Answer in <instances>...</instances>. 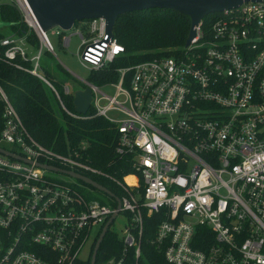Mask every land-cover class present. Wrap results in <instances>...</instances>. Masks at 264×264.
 I'll use <instances>...</instances> for the list:
<instances>
[{"label": "built area", "instance_id": "obj_1", "mask_svg": "<svg viewBox=\"0 0 264 264\" xmlns=\"http://www.w3.org/2000/svg\"><path fill=\"white\" fill-rule=\"evenodd\" d=\"M6 1L40 46L29 56L23 36L6 34L0 61L39 77L66 115L84 117L66 108L39 73L42 49L53 53V46L27 1ZM210 15L215 16L208 27L202 18L180 51L118 68L117 81L104 85L114 88L112 96L92 84L91 106L113 124L114 152L130 168L121 177L85 163L83 143L61 153L34 140L0 86V148L31 161L0 152V264L85 261L116 211L113 197L85 195L81 181L35 162L113 182L120 208L107 231L122 214V252L104 264H123L130 249L138 257L143 219L153 215L150 242L169 264H264V1ZM87 20L85 31L77 33L78 59L98 70L125 50L106 32L104 18ZM61 43L67 46L69 39ZM18 58L30 60L32 68ZM63 91L71 88L64 85ZM110 111L121 119L109 117ZM87 244L89 252L81 256Z\"/></svg>", "mask_w": 264, "mask_h": 264}, {"label": "trees", "instance_id": "obj_2", "mask_svg": "<svg viewBox=\"0 0 264 264\" xmlns=\"http://www.w3.org/2000/svg\"><path fill=\"white\" fill-rule=\"evenodd\" d=\"M212 18L210 15L205 17L204 27H208ZM0 23L3 24L0 26V38L5 36L6 32L23 36L29 56L39 48L38 37L23 22L20 12L14 5L8 2L0 3ZM189 28L188 17L166 9L151 8L120 15L113 24L112 32L124 46V53L105 67L91 70L86 80L95 86H104L117 81L118 68L155 57L170 56L180 51L184 47ZM60 45L63 46L61 41ZM15 61L27 69H31L33 65L30 60L22 61L18 58ZM39 73L53 86L66 108L73 111V91L68 94L63 91L68 73L54 60L53 53L45 48L42 49L39 59ZM0 86L16 110L25 130L44 147L65 153L67 145L77 148L83 143L85 145L83 161L92 168L117 177L130 172L125 161L117 159L114 152L116 129L105 118L97 115L92 106L82 118L69 117L62 110L61 116L58 117L52 106L53 101L58 103L53 90L39 77L2 61ZM81 88H84L83 84L77 89ZM1 108L0 104V112ZM1 124L0 120V128ZM83 173L120 197L111 180L88 171ZM83 186L82 191L85 195L90 193L89 195L98 198L96 194H92L96 189L86 184ZM156 224L155 215L143 219L140 255L135 257L133 249L128 250L123 264H169L164 259L162 251L150 242L154 237ZM121 252L122 241L113 231L108 230L99 246L95 264H104L110 258L119 257ZM91 254L87 260L75 264H90Z\"/></svg>", "mask_w": 264, "mask_h": 264}, {"label": "water", "instance_id": "obj_3", "mask_svg": "<svg viewBox=\"0 0 264 264\" xmlns=\"http://www.w3.org/2000/svg\"><path fill=\"white\" fill-rule=\"evenodd\" d=\"M35 19L42 30L46 32L48 29L59 27L65 31L72 27V24L84 19H93L102 17L106 21V32L112 34V28L115 20L122 14L132 11H145L151 8L166 9L179 15L189 18L190 28L185 40L187 46L194 35V27L199 21L210 15L221 12L225 9L238 7L243 2L264 1V0H26ZM3 24L0 23V26ZM92 84L85 82V87L76 89L72 92L73 110L77 114H86L92 103ZM0 152L8 154L16 159L30 163L31 161L21 159L18 155L9 153L0 148ZM35 166L58 172L92 188L113 197L116 200V211L110 216L103 225L92 250L90 264H95L99 246L107 232L109 224L114 219L117 210L120 208V201L111 191L94 181L74 171L65 170L54 165L35 162Z\"/></svg>", "mask_w": 264, "mask_h": 264}, {"label": "rangeland", "instance_id": "obj_4", "mask_svg": "<svg viewBox=\"0 0 264 264\" xmlns=\"http://www.w3.org/2000/svg\"><path fill=\"white\" fill-rule=\"evenodd\" d=\"M7 2L6 0H0V3ZM244 6V5H242ZM211 17H214L215 15H210ZM88 20L84 19L80 21V24L75 23L73 27H71L68 30H61L60 28H51L46 31V35L53 46V57L54 60L57 63H60L61 66L66 70L68 73V80L66 81V85H68L72 91L76 90L79 88L81 84H83V87H85V82L87 81L86 79L88 78L90 74V67L89 66H84L78 59V50H79V45H80V39L78 36V32L85 31L86 24H88ZM5 31V30H4ZM8 32H6L7 34ZM61 36H60V35ZM68 38L69 43L67 46H64L63 43H61L63 46L60 45V41L62 39ZM101 91L109 96H112L114 94V88L111 86H101ZM53 109L55 114L60 117L61 116V109L59 104L56 101H53L52 103ZM108 116L111 117L112 119L115 120H120L121 115H117L116 112L110 111L108 112ZM54 175L61 177L63 179L67 180H72L70 177H67L66 175H62L59 173H54ZM132 182V181H131ZM86 189H89L86 187ZM92 194L98 197V199L101 200H108L107 195L104 193L96 190L92 191ZM124 223H125V218L123 215H119L115 222L111 224L110 226V231H113L117 236H121L124 230ZM89 252V244H87L81 251V256H85Z\"/></svg>", "mask_w": 264, "mask_h": 264}, {"label": "bare ground", "instance_id": "obj_5", "mask_svg": "<svg viewBox=\"0 0 264 264\" xmlns=\"http://www.w3.org/2000/svg\"><path fill=\"white\" fill-rule=\"evenodd\" d=\"M37 29H38V28H37ZM126 180H127L128 182H131V181H132V178H131V177H127Z\"/></svg>", "mask_w": 264, "mask_h": 264}]
</instances>
